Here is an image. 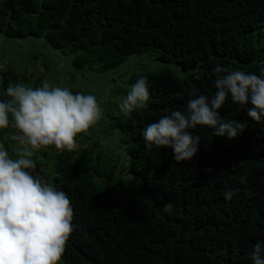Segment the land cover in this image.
<instances>
[{
	"label": "trees",
	"instance_id": "16d2710c",
	"mask_svg": "<svg viewBox=\"0 0 264 264\" xmlns=\"http://www.w3.org/2000/svg\"><path fill=\"white\" fill-rule=\"evenodd\" d=\"M28 37L61 52L56 72L63 75L107 80L145 57L161 65L146 63L115 82L103 95L118 98L116 108L104 105L102 130L78 134L73 151L49 146L35 154L74 210L75 230L59 264H252L253 245L264 242V118L247 115L250 101L242 106L229 97L219 110L225 120L247 123L231 140L207 127L190 130L201 138L191 160L176 162L171 147L146 151L141 132L171 111H186L192 86L211 98L217 65L260 74L264 0H0V38ZM21 70H0V101L10 99V84L36 88L45 81ZM140 78L149 100L125 115L118 105L126 91L119 88ZM15 133L0 129L12 158ZM112 138L123 161L116 167L101 163L114 159L106 148ZM229 190L236 193L231 201Z\"/></svg>",
	"mask_w": 264,
	"mask_h": 264
},
{
	"label": "clouds",
	"instance_id": "9594fccd",
	"mask_svg": "<svg viewBox=\"0 0 264 264\" xmlns=\"http://www.w3.org/2000/svg\"><path fill=\"white\" fill-rule=\"evenodd\" d=\"M7 63L0 62V70H6ZM213 72L215 92L211 98L192 86L186 111H171L143 128L146 151L153 146L171 147L176 162L191 160L201 138L190 130L198 126L213 129L216 136L235 138L247 123L221 117L219 110L229 97L242 106L250 101L252 107L247 109V115L253 121H262L264 67L259 75L220 65ZM6 95L10 99L0 101V129L14 128L12 140L23 147L17 149V158H12L0 143V264H59L75 230L74 210L65 191L36 173V162L31 157L49 146L73 151L77 135L97 123L103 117V109L96 96L74 94L69 87L52 86L47 80L36 88L10 84ZM149 95L146 78L138 79L119 103L120 111L129 115L145 107ZM234 195L231 190L224 194L227 201ZM250 258L252 264H264V242L253 245Z\"/></svg>",
	"mask_w": 264,
	"mask_h": 264
},
{
	"label": "rangeland",
	"instance_id": "374dc122",
	"mask_svg": "<svg viewBox=\"0 0 264 264\" xmlns=\"http://www.w3.org/2000/svg\"><path fill=\"white\" fill-rule=\"evenodd\" d=\"M3 40V44L2 47L0 48V60H5V56L8 60H10L13 63H16L17 65L15 66L13 63H10L15 69L19 70L18 67L19 66H23L24 65V69H27L28 72H33V76L28 75L27 76H31L32 78H30L31 80H34L35 78H37V76H45V79H49L48 82L53 84L54 83H64L65 82V75L60 74V75H56L55 72L56 70L59 68L61 70V66H62V58L59 56V54L61 53L60 51H56L53 50L46 42L43 38L40 39H36V38H31L28 37L25 40H20V39H12V40H6V39H0ZM146 63H148L147 65H145ZM7 63V65H10ZM44 64H48L50 66V70L51 72H48L45 68H44ZM126 65H124L123 67L121 66L120 68H118L116 71H119L118 73H116V76H113L111 72L109 73V80H101L98 79V76H87L86 74H81L78 76V78L70 84V86L72 87H76L79 86L81 87V85L83 84V80L84 79H88V82L85 84L84 88H93V86L95 84L98 83V81L100 82L99 85L100 90L99 93H101V95L98 97L97 95V100L100 103L101 108H104V105L106 107H110V105H115L114 108H116L117 106V100L118 98L112 97L109 98V101H107V95H103L104 93H108L110 92V87L112 85L115 84V82H122L124 77L129 76L130 74H132L133 72H137L140 71L142 69V67L145 65V67H157V65H155L150 57H145L142 59H139L137 61H131L128 63H125ZM10 65V66H11ZM161 68V65L159 64V67L157 68H153V69H159ZM120 69V70H119ZM21 72H23L22 70H19ZM62 71V70H61ZM113 77L116 78L115 81L113 80ZM52 78V80H51ZM122 79V80H121ZM119 89H125V91L128 93L130 91V88L128 87L126 90L125 88L120 87ZM125 92V94L127 95V93ZM81 93V91H80ZM98 93V92H97ZM110 97V96H109ZM114 101H116V103H114ZM110 102V103H109ZM112 108V107H110ZM97 124L99 125V121L97 122ZM100 126V125H99ZM99 130H102L101 127H98ZM98 136V135H97ZM105 139L103 144H105ZM107 145V149L108 150H112V155H107L108 157H113L114 159L109 160L111 158H108V160H103L101 163L105 164L107 163L109 167H116V160L118 163L122 164V157L119 156L117 154L121 153L120 150L118 149L117 151H115L113 148L114 147V142H113V138L110 139L109 141H107L106 143ZM116 152V153H115ZM120 158V161L119 159ZM32 159L33 156H32ZM119 168V167H118ZM38 170H41L40 167H37ZM43 171H46L45 169ZM129 176H127V179H129ZM132 177V176H131ZM50 182H53V178L50 180V178L48 179ZM133 180V178L131 179ZM135 180V179H134ZM53 184V183H52Z\"/></svg>",
	"mask_w": 264,
	"mask_h": 264
},
{
	"label": "crops",
	"instance_id": "0c3cea01",
	"mask_svg": "<svg viewBox=\"0 0 264 264\" xmlns=\"http://www.w3.org/2000/svg\"><path fill=\"white\" fill-rule=\"evenodd\" d=\"M0 39H3V38H0ZM2 44H3V40H0V48L2 47ZM5 60H7L8 61V64H10V63H13V62H11L10 60H8L7 58H6V56H5ZM4 60L2 59V60H0V62H3ZM15 66L17 65L16 63H13ZM11 65V64H10ZM12 66V65H11ZM13 67V66H12ZM14 68V67H13ZM15 69V68H14ZM18 69L19 70H21V69H24V65L23 66H19L18 67ZM15 70H17V69H15ZM19 70H17L18 72H20ZM24 70H27V69H24ZM55 74L56 75H60L61 73H58V72H55ZM78 76H79V74H72L71 72H69V73H65V82L64 83H54L53 82V84H51L52 86H61V87H63V86H67V87H69V89L75 94L76 92L75 91H77V90H74V89H76V88H78V89H80L81 90V93H84V94H92V95H94V96H96V92H98L99 93V90H100V85H99V83L101 82V79H100V82L98 81V83L97 84H95L94 86H93V88H84L85 87V84L88 82V79H84L83 80V84L81 85V87H79V86H76V87H72V86H70V84L71 83H73L77 78H78ZM72 77H74V79L72 80ZM114 79V78H113ZM45 80H49V79H45ZM51 80H52V78H51ZM107 80H109V77H108V79ZM89 90H91V92H88ZM80 92V91H79ZM100 95H101V93H99ZM104 94H106V93H104ZM97 97V96H96ZM98 127H100L97 123H95L87 132L88 133H90V132H94V131H96V130H98V132L100 131L99 129H98ZM97 132V133H98ZM16 144H18V142L16 141L15 142ZM18 146H20V144H18V145H14L12 148H11V150H17V148H18ZM22 146V145H21ZM42 150H48V148H42ZM37 152H39V150L38 151H35L34 152V155H33V158H34V156H35V154L37 153ZM15 158H17V157H15ZM32 158V157H31ZM38 159H39V161H36V159L34 158L33 160L36 162V173H39V174H42V175H44L46 172H47V170H46V168L43 166V164H42V161H43V156H40V155H38V157H37ZM37 167H40L41 168V170H38L37 169ZM46 170V171H43V170ZM36 173H34V175L36 174Z\"/></svg>",
	"mask_w": 264,
	"mask_h": 264
}]
</instances>
